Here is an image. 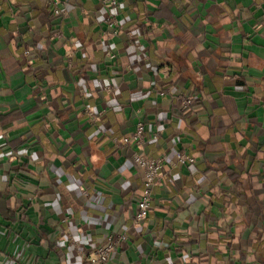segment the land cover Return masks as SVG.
I'll return each instance as SVG.
<instances>
[{
  "label": "crops",
  "instance_id": "1",
  "mask_svg": "<svg viewBox=\"0 0 264 264\" xmlns=\"http://www.w3.org/2000/svg\"><path fill=\"white\" fill-rule=\"evenodd\" d=\"M61 1L0 0V264H86L123 230L109 264H264V4L118 0L104 39L99 0ZM137 120L144 154L195 161L134 228L143 173L114 139Z\"/></svg>",
  "mask_w": 264,
  "mask_h": 264
},
{
  "label": "built area",
  "instance_id": "2",
  "mask_svg": "<svg viewBox=\"0 0 264 264\" xmlns=\"http://www.w3.org/2000/svg\"><path fill=\"white\" fill-rule=\"evenodd\" d=\"M100 4L106 9V16L103 20L104 29L101 31V36L104 39H110L117 36L122 30L123 26L120 22L116 7L118 0H99ZM51 5V13L57 19H63L68 15V8L61 0H49ZM130 43L136 48H141L139 37L135 36L131 29L125 31ZM63 30L60 28L56 31L57 37H62ZM107 88H109L107 86ZM181 110L184 111L190 107L193 98L191 96H179ZM88 115V120L94 122L102 114L103 110H92L85 108ZM154 132L153 136H157ZM145 124L142 120H137L134 128L126 135L115 138L116 144L133 145V152L131 158L133 162L142 169L143 181L141 192L137 200L136 210L131 217L130 224L132 227L139 225L148 215L151 209L154 195V187L160 184L163 179L164 168H172L179 164H192L195 159L193 156L184 153L176 152L173 157L162 155L158 158H151L141 151L142 145L145 143ZM129 238V233L125 230L121 232L108 233L104 241L95 247L88 258L87 264H109L112 254L120 248ZM191 264H200L199 261H193Z\"/></svg>",
  "mask_w": 264,
  "mask_h": 264
},
{
  "label": "trees",
  "instance_id": "3",
  "mask_svg": "<svg viewBox=\"0 0 264 264\" xmlns=\"http://www.w3.org/2000/svg\"><path fill=\"white\" fill-rule=\"evenodd\" d=\"M257 1L261 2L262 5L264 4V0H257ZM57 28H58V25L52 24L51 29H50V34L54 35L57 31Z\"/></svg>",
  "mask_w": 264,
  "mask_h": 264
},
{
  "label": "rangeland",
  "instance_id": "4",
  "mask_svg": "<svg viewBox=\"0 0 264 264\" xmlns=\"http://www.w3.org/2000/svg\"><path fill=\"white\" fill-rule=\"evenodd\" d=\"M87 264V263H86Z\"/></svg>",
  "mask_w": 264,
  "mask_h": 264
}]
</instances>
